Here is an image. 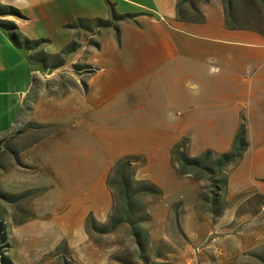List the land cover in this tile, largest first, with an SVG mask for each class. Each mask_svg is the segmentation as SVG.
<instances>
[{
    "label": "crops",
    "instance_id": "crops-1",
    "mask_svg": "<svg viewBox=\"0 0 264 264\" xmlns=\"http://www.w3.org/2000/svg\"><path fill=\"white\" fill-rule=\"evenodd\" d=\"M68 1L0 0L3 5L17 7L24 15L23 18L1 16L0 20H13L19 28L31 22L38 9L53 4L63 8ZM177 3L178 0H104L100 11L87 15L74 11L73 18L80 22L67 28L71 34L69 39L74 41V51L58 63L46 62L44 69L31 65L26 55L28 51L30 57L36 59L44 50L41 45L33 49L17 46L9 32L0 26V140L7 137L6 144L14 155L18 153L19 163L24 161L35 165V152L42 151L43 146L52 140L76 145L80 144V136H94L97 150L105 155V161L100 163L104 170L96 185L109 197L107 208L93 210L102 217L101 221L95 220L98 224L107 223L115 210V195L108 181L120 158L139 157L140 162L133 171L135 181H151L161 190V194L155 197L160 201L167 200L186 183L198 180L190 170L187 173L178 171L173 159L177 144L187 139V150L191 155L190 139L218 133L224 119L229 121V132L237 134L239 118L225 117L224 105L234 114V103L240 101L236 99L240 91L232 83L225 93L223 78L216 73L224 62L229 70L233 66L232 61H224L219 58L217 50H209L203 48L202 43L193 42L192 33L183 28L190 23L178 18ZM199 6L206 14L204 24L212 21L210 6L219 7L216 15L224 14L222 0H217V5L211 1ZM122 14H131L132 17L116 19V15ZM99 19L109 20L111 24L101 26ZM214 24L220 26L221 23L216 21ZM240 32L264 39L261 30ZM231 36L219 35L213 39L223 42L240 39L236 33ZM200 37L207 39V36ZM249 42L257 45L256 41ZM22 67L24 76L21 80L19 73ZM10 82H16L14 85L20 87L13 90L2 88L11 85ZM250 95L248 91L244 97ZM247 101L261 102L256 96ZM66 129H71L75 138L67 139L71 134L65 135ZM87 166L90 167V163ZM204 189L206 192L207 188ZM85 192L87 194L89 189L86 188ZM165 206L169 207V204ZM260 207L247 208L237 215L239 218L236 211L229 217L221 213V220L216 222L214 230L221 234L216 240L223 247L224 254H229L227 260L232 258L233 251L259 245L260 242L253 245L237 242L232 247V239L228 236L236 231L239 237H246L253 225L248 220L255 216V212L263 210L264 206ZM241 226L242 229H236ZM102 247L91 242L89 250L86 249L90 253L87 258H92L95 249ZM103 248L105 258L98 264H113V250L108 245ZM209 248H202V258L207 259L214 252ZM20 257V264L38 262L33 254L20 253ZM88 259L84 260L85 264H89Z\"/></svg>",
    "mask_w": 264,
    "mask_h": 264
},
{
    "label": "rangeland",
    "instance_id": "rangeland-1",
    "mask_svg": "<svg viewBox=\"0 0 264 264\" xmlns=\"http://www.w3.org/2000/svg\"><path fill=\"white\" fill-rule=\"evenodd\" d=\"M103 1L69 0L63 4V8L59 4H53L38 9L32 21L20 25L18 29L23 35L41 41L40 45L44 49L36 59L31 58L27 51L31 65L44 69L46 62L58 63L72 54L74 41L69 39L71 34L67 32V28L80 22L78 18H73L72 12L87 15L95 10L100 11ZM211 1L213 5H217V0H210L208 3ZM202 3L204 2H198L199 5ZM245 5L248 2L242 0V7L239 6L233 16L242 29L229 27L224 7V14L221 16L219 13L216 15L219 7L215 6L209 8L213 16L210 23L204 24L206 14L199 6L205 20L184 21L190 24L183 27L192 33L194 43H202L203 48L217 50L219 58L232 61L233 66L229 70L225 67V62L223 66L217 64L221 69L217 70V65L213 68L223 78L225 93L232 83L240 91V96L236 98L240 101L234 103L236 112L233 114L232 109L224 105V116L239 118L238 129L242 122L246 124L249 147L239 161L229 165L225 172L217 171L212 174L214 179H221L216 182L221 188L219 199L212 200L214 191L209 189V185L210 188L213 187V181L208 177L210 173L207 171L199 174L203 177L202 180L186 183L167 200L160 201L155 196L144 198L142 210L131 214L133 219L147 214L151 216L137 223L145 244L141 248L130 222L106 233L93 228L94 224H106L96 223L95 220L101 221L102 217L93 210L97 207L107 208L109 204V197L96 185L101 180L104 168L100 163L105 161V155L97 150L94 136L82 135L79 137L80 144L76 145H64L52 140L43 146L42 151L35 152V165L24 161L19 163L18 153L14 155L9 150L5 136L1 138L6 141L1 143L0 150V191L7 195L0 198V207L6 210L7 239L10 246L3 253L10 254L17 264H20V253L33 254L38 261L35 264H85L84 260L90 255L86 249L89 250L88 246L92 242L111 247L113 264H264V208L261 212H255V216L248 220L253 225L246 237H239L236 231L234 235L228 236V239H232V247L237 242L251 245L260 242L259 245L233 251L232 258L228 260L226 257H230L229 254H224L223 247L216 240L221 234L214 230L216 222L221 220V213H226L229 217L236 211V217L239 218L237 215L247 208L264 206V39L240 32L255 29L262 30L264 34V17L250 12L249 8L245 9ZM216 21L221 23L220 26L214 24ZM233 33L239 35L240 39L224 42L213 39L219 35L232 37ZM200 36H207V39ZM243 38L248 39L247 42L242 41ZM249 40L256 41L257 45L250 44ZM46 53L55 55L51 57ZM21 69L19 75L22 80L24 68ZM10 84L2 88L13 90L20 87L11 82ZM248 91L251 95L244 97ZM254 96L261 102L247 101ZM4 120L6 121V114ZM228 123L225 119L221 121L218 133L192 137L191 155L199 156L208 149L215 153L231 150L236 134L229 132ZM77 129L78 127L75 130ZM72 132L71 129H66L64 134H71L67 139L71 136L75 138ZM216 149H221L222 152ZM89 163L90 167L87 166ZM137 165L135 164L134 170ZM214 169L218 170V166ZM86 188L89 189L87 194ZM90 210L93 212L90 213ZM242 227L236 229L240 230ZM206 234L209 236L206 237ZM87 238V243L83 245ZM208 246L214 252L207 259L202 258V248ZM103 247L95 249L93 257L88 259L89 264L103 261ZM106 257L109 258L110 255L107 254Z\"/></svg>",
    "mask_w": 264,
    "mask_h": 264
},
{
    "label": "trees",
    "instance_id": "trees-1",
    "mask_svg": "<svg viewBox=\"0 0 264 264\" xmlns=\"http://www.w3.org/2000/svg\"><path fill=\"white\" fill-rule=\"evenodd\" d=\"M210 0H178L177 13L178 18L182 22H203L205 15L200 9L198 2L208 3ZM244 1V0H243ZM248 5H245V9L249 8L250 12L264 17V0H246ZM225 10L227 25L231 28H241L236 24L234 12L239 10L242 0H222ZM242 7V6H240ZM248 13H246L247 15ZM15 16L23 18V13L14 6L3 5L0 3V17L1 16ZM128 17H132L131 14L116 15V19L122 20ZM101 26H108L111 24L109 20L99 19ZM0 26L9 32L11 40L17 45L27 49L37 48L41 41L24 38L18 32V25L13 20L1 19ZM238 26V27H237ZM242 29V28H241ZM262 31V30H261ZM91 67L89 68V70ZM92 70V69H91ZM6 140H0V150H2V142ZM188 140L184 139L176 145L173 151V159L177 163L176 167L180 173L192 172L197 179H201V173L204 171L209 172L210 180L213 182L211 185L212 200H218L220 196V186L216 184L221 179H214L212 174L217 171L225 172L226 168L231 164H235L239 161L240 156L249 147V141L247 138V127L244 122L239 126L237 134L235 135L232 149L227 152L215 153L213 150L208 149L199 156H191L187 150ZM140 159L136 156H124L116 161L112 168L111 175L109 177V185L113 189L115 195V207L114 212L109 217L108 222L105 225H95L94 230L106 233L113 231L125 222L133 224V234L138 237L137 243L141 248L145 247L144 241L141 238L137 223L140 220H146L150 215H143L137 219L131 217L132 213H138L143 208V199L148 196H158L161 194L160 188L154 183L148 180L135 181L133 177V171L135 164H139ZM218 166V170L214 169ZM225 175V174H224ZM208 188V187H206ZM210 188V185H209ZM7 193L0 191V198H5ZM264 203V202H263ZM218 210V207H215ZM136 211V212H135ZM6 210L0 207V264H15L10 254L3 253L5 248L10 246L7 231V221L5 217Z\"/></svg>",
    "mask_w": 264,
    "mask_h": 264
},
{
    "label": "built area",
    "instance_id": "built-area-1",
    "mask_svg": "<svg viewBox=\"0 0 264 264\" xmlns=\"http://www.w3.org/2000/svg\"><path fill=\"white\" fill-rule=\"evenodd\" d=\"M219 252H220V250H219Z\"/></svg>",
    "mask_w": 264,
    "mask_h": 264
}]
</instances>
